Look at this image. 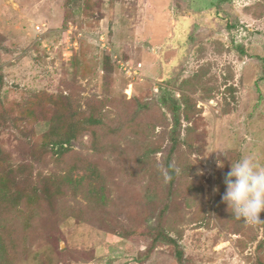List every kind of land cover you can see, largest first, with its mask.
Masks as SVG:
<instances>
[{
	"label": "rangeland",
	"instance_id": "obj_1",
	"mask_svg": "<svg viewBox=\"0 0 264 264\" xmlns=\"http://www.w3.org/2000/svg\"><path fill=\"white\" fill-rule=\"evenodd\" d=\"M165 91L194 106L175 151ZM60 99L102 117L63 161L43 145ZM242 155L264 163V0H0V176L42 194L94 165L107 197L3 210L2 264H264V224L222 202Z\"/></svg>",
	"mask_w": 264,
	"mask_h": 264
},
{
	"label": "trees",
	"instance_id": "obj_2",
	"mask_svg": "<svg viewBox=\"0 0 264 264\" xmlns=\"http://www.w3.org/2000/svg\"><path fill=\"white\" fill-rule=\"evenodd\" d=\"M160 105L171 115L172 129L170 130V141L172 142V150H176L181 142L185 144L186 140L179 138V131L183 127V121L190 122L193 111L192 99L188 96L182 95L180 98L163 92L159 99ZM57 109L54 114L51 131L49 137L45 139L43 145L46 146L53 157L57 160L63 161L65 156L73 153L72 145L78 138L86 133L92 134V145L96 144L100 138L98 127L101 123V107L88 105V109L83 110L81 106L75 105L71 101L64 99L57 100L55 103ZM192 148V146H190ZM150 150V151H149ZM151 152L156 155L160 152L158 148L148 147L146 149L144 160L151 162ZM94 165L82 168L83 174L75 176L80 167L73 165L70 170L56 175L52 178V183H47L44 187V193H30L22 189H16L14 183L7 181L6 178L0 176V218L3 210L9 211L18 208L23 202L26 206L33 208L39 203L40 197L47 200L50 199H63L66 197L65 189L72 190L75 194H80L89 202L104 203L107 199L105 192V185L103 181L93 180V177H98L94 171ZM166 167L170 175L174 176L176 167L167 161ZM183 170V167H180ZM51 185V186H50ZM94 204V203H92ZM165 240L168 243L176 244L175 239L160 232L155 241ZM261 245V244H260ZM10 250L3 238L0 235V264H2L5 254ZM177 258L182 264L183 253L177 250Z\"/></svg>",
	"mask_w": 264,
	"mask_h": 264
},
{
	"label": "clouds",
	"instance_id": "obj_3",
	"mask_svg": "<svg viewBox=\"0 0 264 264\" xmlns=\"http://www.w3.org/2000/svg\"><path fill=\"white\" fill-rule=\"evenodd\" d=\"M217 167L223 168L217 160ZM226 191L222 202L231 210V216L245 224L261 225L264 212V163L252 155H242L231 163L230 171L224 176Z\"/></svg>",
	"mask_w": 264,
	"mask_h": 264
}]
</instances>
